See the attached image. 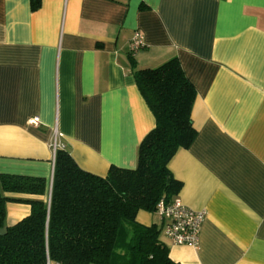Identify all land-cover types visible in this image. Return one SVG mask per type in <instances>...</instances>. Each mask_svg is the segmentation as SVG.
Returning a JSON list of instances; mask_svg holds the SVG:
<instances>
[{
	"label": "crops",
	"instance_id": "0c3cea01",
	"mask_svg": "<svg viewBox=\"0 0 264 264\" xmlns=\"http://www.w3.org/2000/svg\"><path fill=\"white\" fill-rule=\"evenodd\" d=\"M30 5L0 0V174L43 177L48 190L54 139L92 174L134 168L155 120L132 69L176 57L195 90V136L168 168L175 196L204 219L196 247L159 240L178 264H264V0ZM135 29L145 45L131 56ZM29 212L7 202L5 226ZM135 220L161 223L145 210Z\"/></svg>",
	"mask_w": 264,
	"mask_h": 264
},
{
	"label": "trees",
	"instance_id": "16d2710c",
	"mask_svg": "<svg viewBox=\"0 0 264 264\" xmlns=\"http://www.w3.org/2000/svg\"><path fill=\"white\" fill-rule=\"evenodd\" d=\"M39 2L31 0V9ZM132 74L155 120L138 145L136 166L111 165L98 176L81 169L60 147L48 190L43 177L0 174V228L7 202L30 205L29 214L0 235V264H46L47 259L59 264H178L159 240L158 227L138 223L135 215L154 212L160 199L170 200L181 188L168 162L195 136V90L176 57L152 68L134 67Z\"/></svg>",
	"mask_w": 264,
	"mask_h": 264
},
{
	"label": "built area",
	"instance_id": "2783aa9c",
	"mask_svg": "<svg viewBox=\"0 0 264 264\" xmlns=\"http://www.w3.org/2000/svg\"><path fill=\"white\" fill-rule=\"evenodd\" d=\"M142 33L135 29L128 41V52L131 56L135 55L144 47ZM32 124L37 123V118L32 119ZM56 137V136H55ZM53 150L58 149L59 145L54 139L51 143ZM161 220L159 234L174 245H198L199 232L204 219V211L193 210L182 203L177 196L165 201L160 199L154 211ZM46 264L51 263L48 259Z\"/></svg>",
	"mask_w": 264,
	"mask_h": 264
},
{
	"label": "water",
	"instance_id": "95a60500",
	"mask_svg": "<svg viewBox=\"0 0 264 264\" xmlns=\"http://www.w3.org/2000/svg\"><path fill=\"white\" fill-rule=\"evenodd\" d=\"M7 230V227L6 226H3L0 228V235H3Z\"/></svg>",
	"mask_w": 264,
	"mask_h": 264
}]
</instances>
